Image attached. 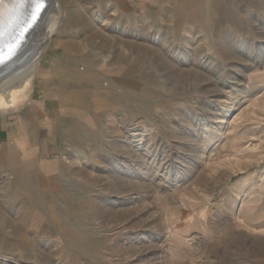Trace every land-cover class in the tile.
<instances>
[{
  "label": "rangeland",
  "instance_id": "obj_1",
  "mask_svg": "<svg viewBox=\"0 0 264 264\" xmlns=\"http://www.w3.org/2000/svg\"><path fill=\"white\" fill-rule=\"evenodd\" d=\"M60 4L57 36L30 81L8 87L17 103L0 109L28 102L51 55L55 90L43 96L62 152L0 165V264H264V0ZM57 9L39 0L0 61ZM92 30L101 38L89 41ZM69 41L96 56L67 59ZM61 64L89 74L68 77L66 94L99 90L88 98L96 117L60 107Z\"/></svg>",
  "mask_w": 264,
  "mask_h": 264
},
{
  "label": "crops",
  "instance_id": "obj_2",
  "mask_svg": "<svg viewBox=\"0 0 264 264\" xmlns=\"http://www.w3.org/2000/svg\"><path fill=\"white\" fill-rule=\"evenodd\" d=\"M115 27H117V25H115ZM112 37L116 38L117 36L115 37L113 35ZM55 42V45H62V42ZM104 43L106 46L109 42L104 41ZM67 44H69L68 48H64V55L67 59L71 58L74 60H81L96 56L94 50L85 46H80L78 41H71ZM52 58L53 57L51 55H48L46 58H40V70L37 75L38 81H36V87L34 88L27 103L14 110L2 111L5 109H0V165H2L5 170H10V166L8 168L6 165L11 164V159H6V155L12 157L20 156L25 161L30 157L36 158L38 156H44L48 153L59 154L62 152V148L60 146L61 140L57 138L60 136H58L59 134L55 132L52 98L43 96L44 93H46L45 91L55 90L51 89L50 82L48 81V78L50 77L51 79L52 75L55 74L52 70H50L52 67ZM66 67V64H61L60 70L57 71L60 77L64 76L66 78L63 81L60 79L59 86L63 87H57V90H61V92H63L59 96L60 107L64 108L66 106H70L74 108V114L77 115H79V109L91 111L92 108L88 104V98L91 94L99 92V90L91 92L90 89H87V91H82V89H79L81 91H76V89H74L75 92L73 91V95H71L72 98L68 101V95L66 94V85L68 84L67 78L71 76L73 77V80H77L81 83V81H84V77L89 76V74L76 72L74 67H70L71 71H66ZM116 69L118 72V66ZM102 91L105 92L104 90ZM76 100L84 102L80 104ZM92 111L93 115L96 117L98 112L95 110ZM44 130L47 135L43 138L42 135ZM73 131L76 134L79 129L74 128ZM65 136V134L62 135L63 140ZM2 151L6 152L2 153ZM1 170L3 171V169ZM25 176L26 175L24 173H21L20 178H17V188L26 189L28 187ZM15 195L17 196L16 192H9V197L13 196L15 198ZM2 213L3 211L0 212V216L3 215ZM0 227H3L1 220ZM0 237H5V233L0 232Z\"/></svg>",
  "mask_w": 264,
  "mask_h": 264
},
{
  "label": "bare ground",
  "instance_id": "obj_3",
  "mask_svg": "<svg viewBox=\"0 0 264 264\" xmlns=\"http://www.w3.org/2000/svg\"><path fill=\"white\" fill-rule=\"evenodd\" d=\"M57 1L58 9L56 12H54L51 16L49 15L45 17V24L44 20L42 23H38V29L40 27L44 28L43 33L38 38L32 39L28 45L27 43L20 45V47L7 54V56L0 61V76L3 78V80L0 81V108H7L17 103L20 97L19 94L14 92L10 93L8 98L6 97L8 87L13 83L18 82H23V85H26L28 81H30L36 69L37 58L40 54V50L45 46L44 43L50 40L54 35L57 36L56 34L58 33V26L61 20H59V23L55 26L51 18L52 16H56L58 19L60 16H62L61 18L63 19L66 18V13L60 4V0ZM38 3L39 0H0V54H2L7 48L11 47L14 39L17 38L24 23L26 22L27 17L30 15V12H34ZM44 10L45 8L43 11ZM75 18H77V23L80 21L90 24L89 20L81 14H75ZM101 36L102 35H98L95 30H92L88 34V39L93 42L96 41L97 37L101 38ZM185 42L186 41H184V43ZM148 48L149 51L155 53V49L152 47L151 49L150 45ZM141 49H144V47L137 48V50ZM97 94L94 98V102L97 107L101 108L105 104V101L104 98L100 96V93Z\"/></svg>",
  "mask_w": 264,
  "mask_h": 264
},
{
  "label": "water",
  "instance_id": "obj_4",
  "mask_svg": "<svg viewBox=\"0 0 264 264\" xmlns=\"http://www.w3.org/2000/svg\"><path fill=\"white\" fill-rule=\"evenodd\" d=\"M17 32V31H16Z\"/></svg>",
  "mask_w": 264,
  "mask_h": 264
}]
</instances>
